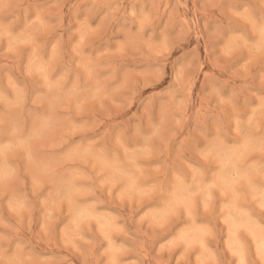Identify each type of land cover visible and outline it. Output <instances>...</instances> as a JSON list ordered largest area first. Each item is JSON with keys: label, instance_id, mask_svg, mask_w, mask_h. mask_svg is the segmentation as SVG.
I'll list each match as a JSON object with an SVG mask.
<instances>
[{"label": "rangeland", "instance_id": "374dc122", "mask_svg": "<svg viewBox=\"0 0 264 264\" xmlns=\"http://www.w3.org/2000/svg\"><path fill=\"white\" fill-rule=\"evenodd\" d=\"M0 264H264V0H0Z\"/></svg>", "mask_w": 264, "mask_h": 264}]
</instances>
